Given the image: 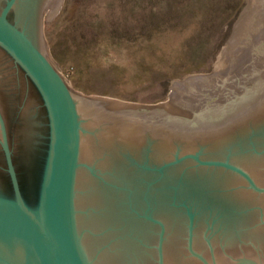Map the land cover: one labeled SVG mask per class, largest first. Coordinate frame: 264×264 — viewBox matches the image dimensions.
<instances>
[{"label":"water","instance_id":"95a60500","mask_svg":"<svg viewBox=\"0 0 264 264\" xmlns=\"http://www.w3.org/2000/svg\"><path fill=\"white\" fill-rule=\"evenodd\" d=\"M63 1L0 0V49L48 117L28 191L0 109L12 184L0 187V264H210L211 243L249 256L235 264H264V0L242 14L229 71L169 82V105L74 91L46 27ZM16 76L0 57V84ZM8 88L41 126L39 98Z\"/></svg>","mask_w":264,"mask_h":264},{"label":"rangeland","instance_id":"374dc122","mask_svg":"<svg viewBox=\"0 0 264 264\" xmlns=\"http://www.w3.org/2000/svg\"><path fill=\"white\" fill-rule=\"evenodd\" d=\"M259 0H68L46 27L77 92L170 104L169 82L229 71L228 46Z\"/></svg>","mask_w":264,"mask_h":264},{"label":"flooded vegetation","instance_id":"af4514ba","mask_svg":"<svg viewBox=\"0 0 264 264\" xmlns=\"http://www.w3.org/2000/svg\"><path fill=\"white\" fill-rule=\"evenodd\" d=\"M0 57L2 63H11L12 67L15 69L17 73V79L13 78L8 83L0 84V109L5 118L6 125L8 128L9 142L11 146V150L13 152L14 164L16 167V171L20 180L21 185H25L28 191H33L37 187L39 183L40 168L43 163L41 160L42 156H40L39 148L41 144H43L45 138V129L47 130V112L44 107L43 101L35 88L32 82L26 77L25 73L15 65L13 60L2 50L0 49ZM17 81V86L21 93L23 89H26L27 94H33L37 96L40 100L39 109L45 111L46 121L44 123H39L36 121L37 112L35 113H26L18 111L17 107H13L12 105V96H10L8 91V86L13 85V82ZM26 85V88H24ZM11 89V88H10ZM12 90V89H11ZM12 94V93H11ZM18 98V94L16 93ZM16 100V98H14ZM11 118V123L8 122V119ZM12 128L15 131V140H13ZM30 129L31 141L27 138ZM226 133V132H225ZM231 134V133H230ZM42 147V146H41ZM43 154V153H42ZM225 160V159H224ZM155 169V168H154ZM215 170V169H212ZM219 170V169H218ZM221 170V169H220ZM0 187L3 190L9 192L12 190V184L9 178V174L7 172V166L5 163V157L3 150L0 146ZM187 247V246H186ZM209 256L207 255L208 261L210 264H235L239 259L249 256H237V252L235 249L223 251V254H219L215 246L211 243L208 244ZM206 255V254H205ZM252 258V257H251ZM254 259V258H253ZM256 260V259H255ZM259 262V261H258ZM260 263V262H259Z\"/></svg>","mask_w":264,"mask_h":264}]
</instances>
